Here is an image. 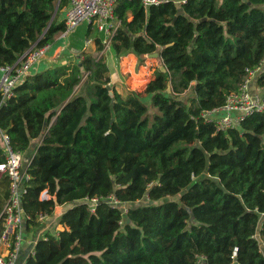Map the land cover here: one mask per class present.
<instances>
[{
    "label": "trees",
    "instance_id": "1",
    "mask_svg": "<svg viewBox=\"0 0 264 264\" xmlns=\"http://www.w3.org/2000/svg\"><path fill=\"white\" fill-rule=\"evenodd\" d=\"M66 4L0 0V65L53 43ZM113 13L114 56L159 53L164 70H154L143 92L123 97L104 53L83 52L0 96V131L28 155L24 224L70 205L57 219L61 229L39 237L23 264H264V112L226 130L203 114L264 61V0H117ZM94 31L103 52L96 27L86 36ZM255 79L264 86V71ZM8 196L2 176L0 231Z\"/></svg>",
    "mask_w": 264,
    "mask_h": 264
},
{
    "label": "built area",
    "instance_id": "2",
    "mask_svg": "<svg viewBox=\"0 0 264 264\" xmlns=\"http://www.w3.org/2000/svg\"><path fill=\"white\" fill-rule=\"evenodd\" d=\"M117 0H67L63 22L64 35L70 33L78 24L86 22L96 27L103 34L102 42L109 47L110 39L120 22L113 13V6ZM143 5H158L165 0H141ZM181 4L184 0H174ZM92 39H86L85 45L91 44ZM48 44L40 47L31 46L14 63L0 65V96L7 98L12 95L13 88L21 83L26 76L31 74V68L38 64L47 50ZM103 49V50H104ZM246 69V76L237 90L226 95L224 103L203 113L205 116L215 119L217 129L226 130L239 125L240 121L253 113L264 112V94L251 89V82L261 72V65ZM216 116V117H215ZM0 148L3 151L4 161L0 163V178L6 176L9 180V196L3 207L2 229L0 231V264H15L19 253V230L24 223L25 215L21 205V197L24 192V184L30 178L26 165L22 163L21 152L14 150L10 144L8 135L0 131ZM106 201L112 205L126 208L123 203L109 195ZM98 202V198L90 199V208ZM44 216L40 217V220ZM122 223V221H120ZM13 236V240H11Z\"/></svg>",
    "mask_w": 264,
    "mask_h": 264
},
{
    "label": "crops",
    "instance_id": "3",
    "mask_svg": "<svg viewBox=\"0 0 264 264\" xmlns=\"http://www.w3.org/2000/svg\"><path fill=\"white\" fill-rule=\"evenodd\" d=\"M65 8L66 5L57 14V22L63 21ZM85 28L87 31L88 28L87 24L86 26L81 25L80 29L76 28L75 30H77L78 31L77 34H79L81 29L85 30ZM74 29L66 35H64L63 32L61 31L54 36V41L53 43L48 44L47 50L45 51L42 60L38 64L34 65L33 68H31V74L37 71H42L55 64L69 63L74 58L78 60L82 56L83 52H90L96 58H98L103 53V52H96L95 44L93 43V41L91 44L85 45V40L89 38L92 39V37L85 36L84 39H81L77 34H75V36L72 35V33L75 32ZM106 63L109 68L110 77L113 78L115 74L114 72L111 71V67L109 66L107 60ZM256 81H257L256 79L252 80L251 89L253 91H261L264 86L257 85ZM36 143L37 140L32 141L30 147L31 151L34 150V146L36 145ZM41 196L48 197L45 191L41 193L40 197ZM63 206L64 205H60V206L57 205L55 207L53 215L43 217L41 220L38 221V224L36 226L27 227L24 223L21 225L19 230V235H20L19 253L15 264L24 263L26 257L32 252L33 244L39 237H42L45 233H50V232L53 233L55 228H56L55 230L61 229V225L57 223V219L59 215L64 211Z\"/></svg>",
    "mask_w": 264,
    "mask_h": 264
},
{
    "label": "rangeland",
    "instance_id": "4",
    "mask_svg": "<svg viewBox=\"0 0 264 264\" xmlns=\"http://www.w3.org/2000/svg\"><path fill=\"white\" fill-rule=\"evenodd\" d=\"M86 22H81L77 25L76 28L80 29L81 25L86 26ZM75 28V29H76ZM74 29V30H75ZM78 31L75 30L72 35L75 36ZM96 32L94 31L90 37L95 36ZM81 39H84L86 36V28L85 30L81 29L80 33L77 34ZM104 57L108 61L109 66L111 67V71L114 72L113 78L110 77V84L123 96H127L131 91L143 92L146 85L151 81L154 77V70H163L164 67L160 62L159 57H152L148 55L138 56L134 52H125L120 56H114L111 46L105 47L103 50ZM82 57V56H81ZM81 57L79 59H81ZM78 59V60H79ZM74 58L72 61H78ZM70 61V63H72ZM260 71H264V61L261 65ZM110 73V72H109ZM83 80H85V75L83 76L82 83L78 85L77 91H82L81 88L83 85ZM169 90V88H168ZM260 93L264 94V87L262 88ZM189 94V92H183L178 94L179 99H184L185 95ZM147 104H149L148 96L144 97ZM149 111H152V108L149 107ZM1 142V141H0ZM25 156H28L26 153ZM22 156V163L26 162V157ZM44 196V195H42ZM41 196V197H42ZM70 205H64V210L67 209ZM56 229V228H55ZM54 229V231H55Z\"/></svg>",
    "mask_w": 264,
    "mask_h": 264
},
{
    "label": "water",
    "instance_id": "5",
    "mask_svg": "<svg viewBox=\"0 0 264 264\" xmlns=\"http://www.w3.org/2000/svg\"><path fill=\"white\" fill-rule=\"evenodd\" d=\"M178 11L182 12V8L180 6L178 7ZM147 55L152 56V57H159V53L157 51L154 53L147 54ZM107 88L109 90V94H112V88L109 84L107 85ZM45 129H46V124H44V126H43V131H45Z\"/></svg>",
    "mask_w": 264,
    "mask_h": 264
}]
</instances>
